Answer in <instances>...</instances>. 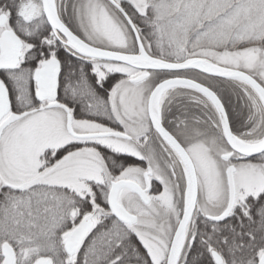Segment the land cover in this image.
I'll return each instance as SVG.
<instances>
[{
    "label": "snow or ice",
    "instance_id": "6c2138e0",
    "mask_svg": "<svg viewBox=\"0 0 264 264\" xmlns=\"http://www.w3.org/2000/svg\"><path fill=\"white\" fill-rule=\"evenodd\" d=\"M0 264H264V0H0Z\"/></svg>",
    "mask_w": 264,
    "mask_h": 264
}]
</instances>
